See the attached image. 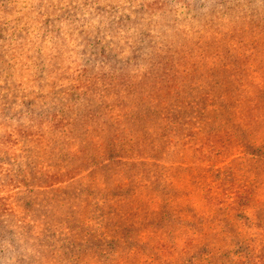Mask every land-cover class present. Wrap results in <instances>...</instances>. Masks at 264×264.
Instances as JSON below:
<instances>
[{
    "label": "rangeland",
    "instance_id": "obj_1",
    "mask_svg": "<svg viewBox=\"0 0 264 264\" xmlns=\"http://www.w3.org/2000/svg\"><path fill=\"white\" fill-rule=\"evenodd\" d=\"M6 1L0 264H263L264 0Z\"/></svg>",
    "mask_w": 264,
    "mask_h": 264
},
{
    "label": "trees",
    "instance_id": "obj_2",
    "mask_svg": "<svg viewBox=\"0 0 264 264\" xmlns=\"http://www.w3.org/2000/svg\"><path fill=\"white\" fill-rule=\"evenodd\" d=\"M19 1L22 2L21 0H9V1H6V3H9V2L10 3L11 2L12 3H17ZM27 3H29V7L36 12L37 17L39 16V18H41V16H43V18H44V15H42V13H40V8L38 6L37 7L34 6V5H36V0H27ZM32 4H34V5H32ZM48 7H54V4L53 3H50V4H48ZM0 8H1L0 9V11H1L2 8H3V6H1ZM5 20H9V19L8 18H3V19L0 20V42L2 43V44H0V46L6 47V46H9L10 45V48H13L14 45H16V46L17 45L18 46H22L23 45V42H25V41H21L20 40V37H18V35H16L15 32L14 33L12 32L11 34H9L10 38L7 37L8 35H6V31L3 30V25H7V21H5ZM257 27L258 26H256V28ZM31 42H33V41H31ZM96 43H98V41H96L95 44ZM109 48L110 47L108 45L106 47L99 48L100 55L106 56V55H104L103 51H106V49H109ZM188 48H189V52L192 53L193 47L189 44L188 45ZM173 50H167L166 53H174ZM180 56L182 57L183 55H180ZM4 57H5V61L7 63H10V64H8L10 66L13 63L12 58L15 57V54L13 53V51H10V49L8 48V50L5 51ZM0 61L1 62H4L3 58H0ZM166 63H167V61H166ZM162 64L165 66V62L162 63ZM228 64H229V62H227V61H222V60L221 61L220 60L217 61V60H214V62L210 63L208 69L205 71L204 74L210 75V76H215V75L218 76L219 75L220 78L218 76L217 77L218 79H216L214 82L221 83L224 80H222V77H221V74H220L221 73L220 70H221V68H223V69H225L227 71ZM198 66H199L198 69H200L201 68L200 67L201 66V63H198ZM191 74H192V72H189V73L186 72L185 75L180 74L178 76L179 83H185L183 85H186V84L187 85H190V83H192L193 80H194V75H191ZM197 75L199 77L201 76L200 71H198V74ZM38 78H39V76H38ZM204 79H206V78H203V80ZM37 83H43V81L40 79V80H38ZM183 85H180L178 87L179 88H182ZM214 85L215 86H219V84H217V83L214 84ZM68 93H69L70 96H76V97L78 96L77 95V92H75V90H71ZM205 94H209V93L208 92H204L202 95H205ZM179 95L181 96V94H179V92H178L177 94H174L173 96H175V97L177 96L178 97ZM216 98H218L221 101V99L219 97H216ZM22 103H23V105L32 104V105L36 106V104H33L32 103V98L24 99L22 101ZM30 110L34 111L35 109L34 108H30ZM125 110H127V109H125ZM130 115H132V113H129L127 116H130ZM175 119H176V122H178V124H179L178 129H182V126L185 124V120L182 117H180V115H176V114H175ZM180 120H182V122H179ZM118 121L119 120H117V122ZM240 128H241V126H239V129ZM164 129H166V127H164ZM233 134H235V133H233ZM237 134H239V133H237ZM242 134L244 135L243 141H242V144L243 145L242 146L240 145L242 154L249 155V156H251L249 158H251V159H257L256 161H258V160H260V161L264 160V145H263L264 143H261L260 142V144L257 145L254 140L251 141L248 138V135H246L247 132L245 133V129L244 128L242 130ZM133 139L136 142H138L140 140V137L138 135H133ZM149 142H151V141H149ZM107 143H108V141H106V145H107ZM136 146H137V150L139 151L140 149H145L146 143L144 144V143L140 142ZM222 148L225 150V149H227V146L223 145ZM114 157H115V154L112 153V156L109 155L108 161H110ZM263 216H264V214L256 213L255 214V217L247 218V219L250 221V223H252L255 219H257L256 221H257L258 225H260L261 218ZM242 217H243V215L240 214V218H242ZM245 252H247V253L243 254V257H247V258L239 259L237 261V264H258L256 262V260L253 259V258L259 257L260 255H255L254 254V251H251V249H250V251H245Z\"/></svg>",
    "mask_w": 264,
    "mask_h": 264
}]
</instances>
